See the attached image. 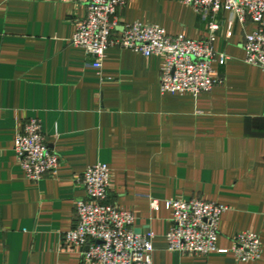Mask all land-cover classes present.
Segmentation results:
<instances>
[{
  "label": "crops",
  "instance_id": "crops-1",
  "mask_svg": "<svg viewBox=\"0 0 264 264\" xmlns=\"http://www.w3.org/2000/svg\"><path fill=\"white\" fill-rule=\"evenodd\" d=\"M85 14L72 0H0V264H88L86 247L67 246L63 235L85 197L78 177L96 162L110 169L108 201L134 214L136 232H154L152 264H264V71L244 61L243 48L255 25L236 20L227 35L220 13L213 46L227 58L214 64L219 83L192 95L161 92L160 54L114 46L92 67L71 43ZM118 17L188 39L207 35L179 0H126ZM31 118L59 157L57 172L38 182L24 176L14 151ZM193 197L226 207L216 240L223 252L167 249L172 212L163 200ZM243 231L259 235L258 259L231 251Z\"/></svg>",
  "mask_w": 264,
  "mask_h": 264
},
{
  "label": "built area",
  "instance_id": "built-area-1",
  "mask_svg": "<svg viewBox=\"0 0 264 264\" xmlns=\"http://www.w3.org/2000/svg\"><path fill=\"white\" fill-rule=\"evenodd\" d=\"M71 1V0H70ZM86 6L85 17L77 23L71 38L99 69L106 50L121 47L145 57L160 54V90L162 93H199L210 91L219 80L214 64L223 65L226 55L214 49L221 26L220 13H227V35L233 24L251 22L255 28L244 35V61L264 71V0H179L190 5L207 26V35L195 40L183 34L169 35L157 24L138 21L119 23L118 14L126 0H72ZM120 27V32L115 33ZM14 151L24 176L38 182L54 175L59 167L58 155L48 146L40 121L28 119L14 137ZM85 197L75 204V224L63 235L67 246L86 247L81 258L88 264H152L154 232H136L134 214L108 201L110 169L96 162L78 177ZM172 218L166 233L167 249L191 255H206L217 249L218 222L224 205L199 197L165 199ZM150 208L159 209L152 199ZM231 251L240 261L258 259L261 253L259 235L251 231L238 233Z\"/></svg>",
  "mask_w": 264,
  "mask_h": 264
}]
</instances>
